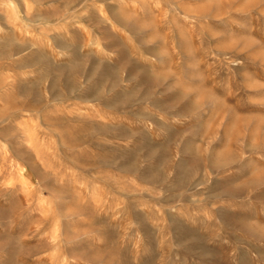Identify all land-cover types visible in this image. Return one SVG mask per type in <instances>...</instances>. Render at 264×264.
<instances>
[{
  "label": "rangeland",
  "instance_id": "obj_1",
  "mask_svg": "<svg viewBox=\"0 0 264 264\" xmlns=\"http://www.w3.org/2000/svg\"><path fill=\"white\" fill-rule=\"evenodd\" d=\"M0 264H264V0H0Z\"/></svg>",
  "mask_w": 264,
  "mask_h": 264
}]
</instances>
